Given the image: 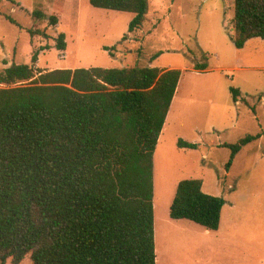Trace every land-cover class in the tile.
<instances>
[{
    "label": "trees",
    "instance_id": "trees-1",
    "mask_svg": "<svg viewBox=\"0 0 264 264\" xmlns=\"http://www.w3.org/2000/svg\"><path fill=\"white\" fill-rule=\"evenodd\" d=\"M90 3L133 13L129 32L142 28L150 11V0ZM34 16L45 18L40 11ZM234 20L237 49L264 38V0H235ZM50 22L57 25L58 17ZM29 33L50 37L40 29ZM57 47L67 50L65 33ZM38 62L36 51L31 64L0 71V264H22L27 256L33 264H157L154 156L182 70H45ZM231 92L238 102L240 90ZM261 136L224 144L231 150L227 169ZM203 185L197 178L180 181L170 216L218 230L226 200Z\"/></svg>",
    "mask_w": 264,
    "mask_h": 264
},
{
    "label": "rangeland",
    "instance_id": "rangeland-1",
    "mask_svg": "<svg viewBox=\"0 0 264 264\" xmlns=\"http://www.w3.org/2000/svg\"><path fill=\"white\" fill-rule=\"evenodd\" d=\"M234 16L235 0H150L148 20L129 32L133 13L97 8L90 0H0V71L31 64L36 51L37 67L45 70H182V90L155 151L157 264L165 258L170 264H264V38L237 49ZM29 29L50 37L32 38ZM61 33L66 51L57 47ZM199 63L208 68L197 71ZM232 87L240 90L239 102ZM260 133L228 170L231 150L224 144ZM180 139L197 147H180ZM190 178L202 179L206 193L226 200L217 232L171 218L178 183ZM22 264H33L31 257Z\"/></svg>",
    "mask_w": 264,
    "mask_h": 264
},
{
    "label": "crops",
    "instance_id": "crops-1",
    "mask_svg": "<svg viewBox=\"0 0 264 264\" xmlns=\"http://www.w3.org/2000/svg\"><path fill=\"white\" fill-rule=\"evenodd\" d=\"M73 69H75V68H73ZM169 69H171V68H169ZM183 76V75H182ZM182 83H183V78L181 77V80H180V82H179V86H178V89H177V92H176V94H175V97H174V100H173V102H172V105H171V108H170V111H169V114H168V116H167V119H168V117L169 116H171V114H172V111L174 110V108L176 107V102H177V99H178V96H179V94H180V90H182L181 88V86H182ZM239 102V101H238ZM167 121V120H166ZM165 127V126H164ZM163 132V131H162ZM162 135V134H161ZM161 137V136H160ZM160 140V139H159ZM159 143V142H158ZM154 162H155V156H154ZM154 177H155V169H154ZM155 180V179H154ZM156 188V187H155ZM203 190H204V185H203ZM224 208V207H223ZM222 214H223V211H222ZM221 221H222V216H221ZM202 226V225H201ZM204 227V226H203ZM220 227H221V223H220V226H219V229H220ZM204 228H206V227H204ZM218 229V230H219ZM206 230H207V232H217L218 230H209V229H207L206 228ZM157 258H158V255H157ZM170 264V260H167L166 258H165V264Z\"/></svg>",
    "mask_w": 264,
    "mask_h": 264
}]
</instances>
